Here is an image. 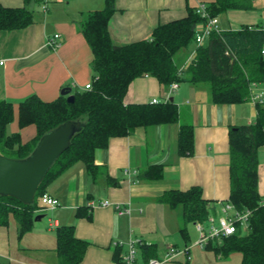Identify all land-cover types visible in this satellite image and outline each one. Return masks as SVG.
Wrapping results in <instances>:
<instances>
[{"label": "crops", "instance_id": "0c3cea01", "mask_svg": "<svg viewBox=\"0 0 264 264\" xmlns=\"http://www.w3.org/2000/svg\"><path fill=\"white\" fill-rule=\"evenodd\" d=\"M252 2L254 9H230L217 16L221 29L264 26V0ZM198 3L116 0V11L109 23L110 35L119 45L149 38L159 25L186 17L189 6ZM0 4L23 7L25 0H0ZM105 6L106 0H31L32 24L23 29L0 30V100L12 102L16 114L20 102L33 94L44 101H53L65 88H71V92L86 90L85 86L94 80V55L82 24L88 13ZM55 34H61L60 44L52 48L47 41ZM183 55L186 60L189 52L184 51ZM194 56L192 52L188 60ZM178 85L173 89L172 84L165 86L148 75L134 79L124 97L126 105L173 99L171 102L179 109V121L138 127L131 135L112 137L107 149L96 152L95 160L102 173L97 179L92 178L83 162L53 179L46 193L58 203L42 204L44 208L39 213L46 216L50 212L48 225L35 221L33 229L20 239L19 230L10 219L8 227L0 226V257L9 260V264H58L56 228L73 224L77 237L90 242L82 264H118L113 258L117 243L121 242L123 256L131 240L136 239L154 244V258H164L170 246L179 250L189 247L190 264H242L241 253L220 258L213 250L199 245L200 236L189 228L184 238L180 232V213L159 198L168 190L185 191L200 186L203 197L214 202L212 215L220 214V203L230 196L229 129L254 123L257 104L252 98L238 104H216L207 84L186 81ZM261 89L263 84H257L253 92L263 93ZM187 124L194 126L195 151L192 156H181L178 134L181 126ZM36 134L35 125L21 129L23 142ZM259 161L258 188L264 197V145L259 149ZM154 164L164 165L163 177L140 178ZM107 199L110 205L100 204ZM117 204L130 207V213H118ZM85 206L89 207L92 219L77 217L79 208ZM139 253L142 258L137 259V264H147L138 248ZM187 260L180 252L166 264H185Z\"/></svg>", "mask_w": 264, "mask_h": 264}, {"label": "trees", "instance_id": "16d2710c", "mask_svg": "<svg viewBox=\"0 0 264 264\" xmlns=\"http://www.w3.org/2000/svg\"><path fill=\"white\" fill-rule=\"evenodd\" d=\"M31 0L23 7H5L0 4V30L23 29L34 22ZM208 4L212 16L230 9H254L252 0H197ZM116 0H106L103 9L87 14L82 30L94 58L92 88L71 93L56 100L44 101L33 94L20 102L18 108L19 131L8 133L15 119L12 102L0 100V125L3 137L0 151L6 157H28L41 137L68 120L81 121L83 126L72 139L70 147L54 162L33 204L0 195V226L8 227L11 217L18 222L19 238L33 229L35 217L42 206L41 198L47 185L77 162H83L92 178L102 173L95 157L100 149H107L112 137H124L138 127H153L179 121L176 103L166 102L129 104L124 97L132 81L142 76L156 77L165 86L173 83H205L211 99L216 104H238L251 98L253 84H264V26L243 25L237 30L213 32L203 45L196 40L197 30L206 20L197 13V6H189L184 18L159 25L149 38L119 45L113 42L109 23L116 11ZM182 51L195 56L185 60ZM180 54V56H179ZM179 56V58H178ZM189 62V63H188ZM68 89V88H66ZM35 125L37 134L28 142L22 141L21 129ZM230 144V196L238 210L250 211L248 232L242 227L230 236L212 240L206 249L220 258L241 253L242 264H264V197L260 194L259 149L264 145V103L257 102L256 121L233 125L229 129ZM178 152L192 156L195 151L194 126L182 125L178 134ZM164 175V165H150L141 174L146 180H159ZM181 215L180 232L187 238L188 223H206L215 211L214 202L203 197L200 186L188 190L172 189L159 198ZM77 217L92 219L88 206L79 208ZM58 264H82L88 240L77 237L75 225L56 228ZM139 250L147 261L155 257L154 244L141 241ZM114 260L123 263L122 248H115ZM0 264H9L0 260ZM185 264H190L189 260Z\"/></svg>", "mask_w": 264, "mask_h": 264}, {"label": "water", "instance_id": "95a60500", "mask_svg": "<svg viewBox=\"0 0 264 264\" xmlns=\"http://www.w3.org/2000/svg\"><path fill=\"white\" fill-rule=\"evenodd\" d=\"M62 95L74 101L71 88L63 89ZM173 101V99H171ZM81 121L68 120L44 134L33 152L23 159H12L0 151V195L14 197L25 204H33L36 193L54 162L70 147L73 137L81 130ZM3 128L0 125V144ZM39 214L35 221H42Z\"/></svg>", "mask_w": 264, "mask_h": 264}, {"label": "built area", "instance_id": "2783aa9c", "mask_svg": "<svg viewBox=\"0 0 264 264\" xmlns=\"http://www.w3.org/2000/svg\"><path fill=\"white\" fill-rule=\"evenodd\" d=\"M197 13L200 14L202 18L206 20L205 24L197 30L196 40L198 45H203L206 39L213 32H220L222 29L220 27L219 18L217 16H212L208 9V4L205 2H199L196 9ZM61 34H55L53 37L48 38V46L52 48H57L60 44L59 39ZM264 53V48H263ZM178 83H173L172 88H178ZM257 84H253L251 98L257 104V102L264 103V92L255 94L253 92V87ZM92 83L85 86V89H91ZM158 100L154 99L152 103H157ZM41 202L46 206H55L58 203L57 199L52 198L50 195L45 193ZM101 205L108 206L111 204L110 200H101ZM221 213L218 215H211L206 223L199 222L196 224L197 230L200 233L198 244L206 246L210 241L220 239L222 237L230 236L238 231L240 227L249 225L250 221V211H240L231 201L222 202ZM116 210L120 214L130 213V207L124 206L122 204H117L115 206ZM121 245V242L117 243V246ZM139 240H131L129 243V248L127 252L123 255L122 264H137V252H138ZM182 252L186 255L187 259L190 260V248L186 247L182 250L174 246H170L165 253L164 258H151L147 264H166L171 261L174 256Z\"/></svg>", "mask_w": 264, "mask_h": 264}, {"label": "rangeland", "instance_id": "374dc122", "mask_svg": "<svg viewBox=\"0 0 264 264\" xmlns=\"http://www.w3.org/2000/svg\"><path fill=\"white\" fill-rule=\"evenodd\" d=\"M224 14V13H223ZM222 15V14H221ZM184 53V51H182V54ZM179 56H180V54H179ZM179 56H178V58H179ZM189 61V60H188ZM263 88H264V84H263ZM256 89V86L254 87V90ZM261 90H263L264 91V89H261ZM16 131H18V111H16V116H15V119H14V121L12 122V124H10L9 125V127H8V133H13V132H16ZM178 211V210H177ZM179 212V211H178ZM50 217V212H48V214H46V216L43 218V221H41V223L42 224H44V226H46V225H48V218ZM11 224H15V226H17V228H18V222H17V220H16V218L15 217H11ZM187 227L190 229V230H192L193 232H195L197 235H198V237L200 236V233H199V231H196V224H194V223H188L187 224ZM12 230V226L10 227V231ZM248 232V228H247V226H243L242 227V233H247ZM16 236L17 235H15L14 236V239L16 238ZM197 237V238H198ZM17 239H18V237H17ZM136 256H137V259H140V258H142V256H141V254L139 253L138 254V252H137V254H136ZM0 260H2V261H5V262H8V263H10V261L9 260H7V259H5V258H3L2 256L0 257Z\"/></svg>", "mask_w": 264, "mask_h": 264}]
</instances>
